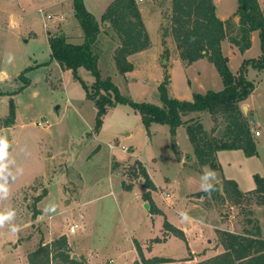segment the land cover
Returning a JSON list of instances; mask_svg holds the SVG:
<instances>
[{
	"label": "rangeland",
	"instance_id": "374dc122",
	"mask_svg": "<svg viewBox=\"0 0 264 264\" xmlns=\"http://www.w3.org/2000/svg\"><path fill=\"white\" fill-rule=\"evenodd\" d=\"M56 1L0 0V136L5 138L9 130L8 154L0 160V183L6 182L9 195L0 199V212H15L14 218L0 228V264H29L32 251L62 235L67 237L73 254L98 248L101 255L92 259L94 264H105L114 254L119 259L112 264L131 258L136 254V238L151 245L171 236L157 243L151 254L178 258L189 255L188 242L192 243L198 256L196 264L224 251V231L243 233L258 225L264 237V207L255 204V196L249 194L236 204L222 191L217 195L203 192L208 185H223L226 179H234L241 190L249 191L256 187L255 175L264 176V71H249L248 78L257 86L247 99L249 108L242 104L256 144L255 155H247L242 149L219 150L215 155L218 167L214 169L209 163L199 162L185 126H180L176 135L184 155H177L170 126L156 123L147 130L140 113L127 103L109 109L97 131L95 102L87 97L72 71L63 70L51 56L50 37L65 32L73 42L84 38L74 0ZM112 1L84 2L101 20L97 52L102 76L111 77L123 95L136 102L162 105L159 85L166 70L171 77L170 95L180 100H193L196 92L224 88L215 64L207 58L184 64L177 42L168 31L171 11L162 24L158 23L147 11L151 0H137L146 12L151 47L132 62L129 55L134 68L121 73L113 56L119 41L102 22V14ZM152 1L163 9H172L169 0ZM234 5L236 8V0ZM218 11L221 15L231 12V3L219 4ZM237 34L230 25L229 38ZM255 35L247 55L234 51L227 41L223 53L230 58L232 72H237L241 61L262 54L259 32ZM79 74L87 85L94 83L90 70L81 67ZM12 100L15 115L10 113ZM191 116L200 118L210 135H219L218 129H224L222 113L193 112ZM136 156L151 173L158 187L155 200L165 214L151 215L142 203L147 190L143 178L130 175L139 160ZM123 182L137 187L129 193ZM165 193L171 194L169 201ZM52 205H56L55 213H45ZM182 213L190 219L183 221ZM166 220L183 228L189 241L167 233ZM13 224L20 226L19 232L9 230ZM74 224L79 228L71 234ZM55 264L61 263L57 259Z\"/></svg>",
	"mask_w": 264,
	"mask_h": 264
},
{
	"label": "trees",
	"instance_id": "16d2710c",
	"mask_svg": "<svg viewBox=\"0 0 264 264\" xmlns=\"http://www.w3.org/2000/svg\"><path fill=\"white\" fill-rule=\"evenodd\" d=\"M237 2L235 15L239 17L238 34L229 38L231 21L223 20L218 16L214 0H172L168 31H171L177 42L184 64L189 66L199 59L207 58L215 64L224 83V88L219 91L194 93L193 100H180L170 95L171 77L168 70L165 71L164 80L159 85L162 105L133 101L121 93L111 77L104 78L99 68L100 56L97 52L101 22L87 9L84 0H74L75 16L84 33L83 41L72 43L68 41L66 34L60 32L49 38L51 56L64 69L72 71L74 78L80 80L85 87L87 97L95 102L98 110L97 131L102 128L103 118L109 109L119 103H127L140 113L147 130L153 123L170 126L172 144L177 155L181 154L176 140L177 129L180 126H186L199 162L209 163L216 169L218 165L215 162V155L219 150L242 149L247 155L257 154L256 144L242 104L257 86L254 80L248 78L249 69L264 71V11L259 0H237ZM102 22L109 23V27L119 41L114 54L118 70L124 74L131 71L134 65L128 60V56L151 47L150 35L137 0H113L102 15ZM105 29L108 30V28ZM254 31L259 32L262 54L257 58L243 60L237 73L232 72L228 64L229 58L223 53L222 42L228 37L241 52H244L252 45L251 37ZM81 67L90 70L94 75L95 81L91 86L81 78L79 74ZM15 106L12 100L10 103L12 115H15ZM207 111L224 115L221 122L225 125L224 129H218L219 135H210L200 118L189 117L193 112ZM130 175L137 179L143 178V186L147 190L142 197L149 204L150 213L163 214L152 198V190H155L156 186L141 161H135L130 169ZM255 180L256 187L253 190L243 191L234 179H226L223 185L213 184L215 191L211 194L217 195L222 191L233 197L236 204L242 203L245 196L252 194L255 196V204L264 207V176L256 174ZM123 188L132 190L133 186L123 182ZM203 192L208 194L206 191ZM164 226L167 233L175 234L186 241L182 229L167 220ZM221 243L224 247L222 253L196 264H264V237L258 225L253 230L246 229L243 233L224 231ZM135 246L141 261H136L134 264L172 261L164 257L146 259L137 240H135ZM57 259L61 264H88L81 256L73 257L65 235L49 243L41 244L28 256L29 264H55Z\"/></svg>",
	"mask_w": 264,
	"mask_h": 264
},
{
	"label": "crops",
	"instance_id": "0c3cea01",
	"mask_svg": "<svg viewBox=\"0 0 264 264\" xmlns=\"http://www.w3.org/2000/svg\"><path fill=\"white\" fill-rule=\"evenodd\" d=\"M85 1V0H84ZM143 1H145V0H139V2H143ZM226 2L227 4H229V3H231V12H229V13H227V14H225V15H221L220 14V12L218 11V9H219V4H223V2ZM237 1V0H236ZM57 2V4H59L60 3V0H58V1H56ZM138 2V5H139V8H140V11H141V15H142V18H143V21H144V24H145V26H146V29H147V31H149V27H148V25H147V22H146V15H145V9L144 8H142L141 6H140V3ZM151 2H152V4H151V6L149 7L150 9H147V11H149V13H151V14H153V15H155L156 16V19H157V22L158 23H160V24H162L163 22V19H164V17H165V15L167 14V12L168 11H171V9H163V8H161V6H160V4L159 3H157V2H155V1H152L151 0ZM214 2H215V4H217L216 6H217V12H218V16L221 18V19H223V20H230L231 21V26L235 29V32H237L238 31V28H239V17L237 16V15H235V11H236V9H237V6H236V8H235V5H234V2H235V0H214ZM169 3H170V5H171V3H172V0H169ZM259 3H260V6H261V8L263 9V11H264V0H259ZM111 4V3H110ZM109 4V5H110ZM108 5V6H109ZM237 5H238V2H237ZM107 6V7H108ZM107 9V8H106ZM75 10V9H74ZM153 10V11H152ZM106 11V10H105ZM104 13V12H103ZM103 15V14H102ZM97 18V17H96ZM98 19V18H97ZM99 20V19H98ZM15 20H12V25H14L15 24V22H14ZM99 21H101V20H99ZM109 23H104V26H105V28L107 27V26H109L108 25ZM45 26L47 27L48 25H47V23L45 22ZM102 29V28H101ZM150 32V31H149ZM148 32V33H149ZM258 31H254L253 33H252V43H254V40H255V34L257 33ZM62 34L64 33V34H66L65 32H61ZM66 36H67V38H68V41H70V42H72V43H81V42H73L72 40H70V38L68 37V35L66 34ZM100 36H101V34L99 35V37H98V40H97V42H99V40H100ZM83 37V36H82ZM84 39V38H83ZM227 41L229 42V44L231 45V47L234 49V51H236V52H240L242 55H247V53L250 51V49L251 48H249V49H247V50H245L244 52H241L240 50H239V48L235 45V44H233L232 42H231V40L227 37L223 42H222V49H224V52H225V45L227 44ZM252 46V45H251ZM148 49H150V47L148 48ZM145 50H147V49H145ZM145 50H142V51H139V52H136V53H134V54H132L130 57H129V60L132 62V58H134L135 56H137V55H139V54H141L143 51H145ZM226 53V52H225ZM114 54H115V49H114V51H113V56H114ZM227 57H229V56H227ZM259 57V56H258ZM253 58H257V57H253ZM230 59V58H229ZM245 59V58H244ZM201 59H199V60H197V61H200ZM197 61H195V62H193V64L194 63H196ZM242 62L243 61H241V64H242ZM37 65V64H36ZM241 66V65H240ZM251 69H253V68H250L249 69V71L251 70ZM63 70H70V69H63ZM239 70V69H238ZM237 70V71H238ZM253 70H255V69H253ZM130 72V71H129ZM129 72H126V73H129ZM237 73V72H236ZM245 103L247 104V107L249 108V105H248V103H247V100L245 101ZM153 124H156V123H153ZM151 127H152V125H151ZM150 127V128H151ZM186 127V126H185ZM180 129V127H178V129L177 130H179ZM178 132V131H177ZM128 135H131V133H128ZM260 135V134H259ZM258 135V136H259ZM181 150V149H180ZM181 156H183L184 155V152H182L181 154H180ZM137 157V156H136ZM137 159H139L138 157H137ZM140 160V159H139ZM141 161V160H140ZM142 163H143V165L145 166V162H143V161H141ZM146 167V166H145ZM146 170H147V172H148V174H149V176H150V178L152 179V181L154 180L153 179V177H152V175H151V173H149V171H148V169L146 168ZM154 182V181H153ZM154 184H155V182H154ZM155 186H156V189H158V187H157V185L155 184ZM136 187L137 186H135V185H133V188H132V190H126L127 192H129V193H132L135 189H136ZM144 187V186H143ZM145 188V187H144ZM240 188V187H239ZM125 190V189H124ZM251 190H253V189H251ZM157 191V190H156ZM156 191L155 190H152V198L155 200V195H156ZM248 191V190H247ZM165 196H166V193H165ZM168 201L170 200V198H167V197H165ZM156 201V200H155ZM157 202V201H156ZM142 203H144V204H148L144 199H142ZM157 204H158V202H157ZM158 206H159V208L161 209V211L164 213V210L160 207V205L158 204ZM148 208H149V206H148ZM165 214V213H164ZM151 215H156V214H151ZM177 227V226H176ZM179 228V227H178ZM180 229H182L183 231H184V233H185V236H186V240L187 241H189V238L187 237V234H186V231L183 229V228H181L180 227ZM70 231V230H69ZM71 233V232H70ZM70 233H67L68 235L70 234ZM76 233V232H75ZM72 234V233H71ZM171 236H166V237H163V238H160L161 240L159 241V242H165V241H167L168 240V238H170ZM135 240H137L139 243H140V245H141V247H142V250H143V255H144V257L146 258V259H151V258H155V257H164V258H170V259H172V261H170V262H163V263H152V264H193V263H195L197 260H198V256H197V254H196V250H195V247L193 246V244L192 243H189L188 242V251H189V255H187V256H183V257H181V258H178V257H174V256H165V255H152L151 253L153 252V249H154V247H155V245L157 244V243H159V242H157L156 244L155 243H152L151 245H148V241H147V244L145 243V244H143L139 239H134V248H135V251H136V254L135 253H132V256H131V258L129 257V259H125V261H123L121 264H134V262H136V261H141V258H140V255H139V253H138V251H137V249H136V246H135ZM151 241V240H150ZM80 248H81V246H80ZM91 250H90V253H86V252H81V254H77V258H79L80 256L81 257H83L85 260H86V262L88 263V264H94V262L92 261V259L93 258H96V257H99V255H101L100 254V251L98 250V248H90ZM74 255V254H73ZM206 255V254H205ZM204 255V256H205ZM207 256V255H206ZM118 259H119V256L118 255H116V254H114L112 257H110L109 258V262H105V264H112L113 262L115 263V262H118Z\"/></svg>",
	"mask_w": 264,
	"mask_h": 264
},
{
	"label": "clouds",
	"instance_id": "9594fccd",
	"mask_svg": "<svg viewBox=\"0 0 264 264\" xmlns=\"http://www.w3.org/2000/svg\"><path fill=\"white\" fill-rule=\"evenodd\" d=\"M11 57H9V62H11ZM9 148V142L7 141L6 138H4L3 136H0V160H2L5 156H7L8 150ZM213 176L216 175L215 171H213L212 173ZM209 195H211L212 191H215V187L213 185H208L205 189H204ZM9 195V188L5 183H0V199H4ZM56 211V205H52L51 208H47L45 209V213L51 212V213H55ZM15 216V212L14 211H10V212H0V228H3L5 223L7 221H11ZM182 220L183 221H188L190 218L188 217V215L186 213H182ZM9 230L12 233H17L20 231V226L13 224L10 226Z\"/></svg>",
	"mask_w": 264,
	"mask_h": 264
},
{
	"label": "built area",
	"instance_id": "2783aa9c",
	"mask_svg": "<svg viewBox=\"0 0 264 264\" xmlns=\"http://www.w3.org/2000/svg\"><path fill=\"white\" fill-rule=\"evenodd\" d=\"M39 11L43 13V10H42V9H40ZM47 16H48L49 18H52V15H51V14H48ZM255 134H256V135H259L260 132H259V131H256ZM124 150L129 151V148L125 147ZM166 197H167V198H170V197H171V194H170V193H166ZM77 228H79V225H78V224H74V225H72V226L70 227V232H71V233H75V232L77 231Z\"/></svg>",
	"mask_w": 264,
	"mask_h": 264
},
{
	"label": "water",
	"instance_id": "95a60500",
	"mask_svg": "<svg viewBox=\"0 0 264 264\" xmlns=\"http://www.w3.org/2000/svg\"><path fill=\"white\" fill-rule=\"evenodd\" d=\"M5 138H6V139H7V141H8V139H9V130H8V129L6 130V135H5ZM146 206L148 207V206H149V204H146ZM73 257H74V258H77V254H74V255H73Z\"/></svg>",
	"mask_w": 264,
	"mask_h": 264
}]
</instances>
